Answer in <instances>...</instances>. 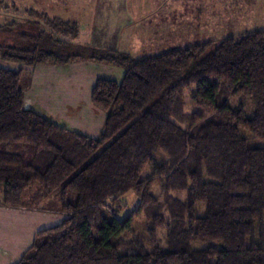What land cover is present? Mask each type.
I'll return each instance as SVG.
<instances>
[{
  "label": "trees",
  "instance_id": "1",
  "mask_svg": "<svg viewBox=\"0 0 264 264\" xmlns=\"http://www.w3.org/2000/svg\"><path fill=\"white\" fill-rule=\"evenodd\" d=\"M0 11L19 18L0 24V203L49 210L57 192L67 215L14 264H264V29L135 58L79 43L77 21L7 0ZM74 61L122 71L91 87L105 114L95 137L24 107L29 68ZM128 192L138 203L121 217ZM141 212L148 246L133 237Z\"/></svg>",
  "mask_w": 264,
  "mask_h": 264
},
{
  "label": "crops",
  "instance_id": "2",
  "mask_svg": "<svg viewBox=\"0 0 264 264\" xmlns=\"http://www.w3.org/2000/svg\"><path fill=\"white\" fill-rule=\"evenodd\" d=\"M59 1L54 2L53 7H48L51 4L47 3L39 9L26 3L9 2L80 24V21L68 17V6L73 1L68 5L63 3V0ZM104 2L112 7L102 9L97 19L92 16L93 33L84 28V32L76 40L79 43L132 53L143 47L153 49L168 46L170 38L185 30V15L167 13L163 18L157 15V6L161 5L163 0ZM168 5L169 1L164 0L163 7ZM29 69L27 87H23V76L20 82L25 108L33 106L29 99L36 101L42 95V100L49 103V110L56 105L57 109L51 110L52 116L61 118L68 128L94 134L92 136L99 134L105 114L91 103L90 90L98 76L105 75L120 81L122 71L119 68L92 61H74L60 65L38 64ZM55 212L37 207L5 206L0 203V264H14L29 248L37 231L55 225L57 220L62 221L67 216L63 212Z\"/></svg>",
  "mask_w": 264,
  "mask_h": 264
},
{
  "label": "rangeland",
  "instance_id": "3",
  "mask_svg": "<svg viewBox=\"0 0 264 264\" xmlns=\"http://www.w3.org/2000/svg\"><path fill=\"white\" fill-rule=\"evenodd\" d=\"M7 1H16L18 3H26V5H30L36 8L44 7V4H51L48 7L55 6L54 2H60L59 0H7ZM72 2L68 9V17L70 19H75L80 21V26L82 29L86 28L91 33H93L92 28V16L96 19L101 13L102 9L111 8L110 5H105L104 0H63V3L69 4ZM127 1V0H126ZM169 1L168 6H164L163 3L157 6L159 12L157 15H160L163 18V15H178L181 13V16L185 15V30L180 31L177 36H173L170 38L168 46H160V47H143L141 50L134 51L131 55L135 58H141L147 55H153L165 51V49H172L177 47H182L187 44L193 42H202L207 40H215L219 41L223 37L236 34L246 31L253 30H262L264 29V0H167ZM47 5H45L46 7ZM2 12V13H1ZM11 19H19L17 16L13 17L11 13H3L0 11V24L5 22H10ZM92 20V21H90ZM20 29L30 30V25H24L19 27ZM95 33V32H94ZM0 36V40H1ZM82 41V39H81ZM13 67H18L16 64H12ZM118 68V67H115ZM30 71V69H29ZM28 71V72H29ZM28 72L23 74V87H27ZM105 76V75H104ZM32 96V95H31ZM30 96H27L29 98ZM33 97V96H32ZM188 102L186 106V110L190 111L193 109V104L189 103V97L185 96ZM39 98V97H38ZM44 97L41 95L39 100L30 101L33 102V106L28 108H32L39 112L40 114L47 116L48 118L55 121L57 124L66 126L61 118L52 116L51 110L57 109L56 105L54 108L49 110V103L43 101ZM33 100V99H32ZM26 102V104H29ZM236 102V101H235ZM246 114L248 117L252 116L251 110L247 109ZM67 127V126H66ZM70 129V128H69ZM78 132H82L78 129H72ZM85 133V132H82ZM87 135H94L90 133H85ZM95 137V136H94ZM263 142L259 140L252 141L251 145H262ZM150 166H147L142 175H146L150 172ZM159 191V187L155 186L154 192L157 193ZM1 198V191H0ZM57 192H54L48 197V211H58V207L60 206ZM127 204L125 210L120 213V216L123 217L130 210H133L137 203L138 197L134 193L128 192L125 196H123L122 201ZM57 207V208H56ZM41 209V208H40ZM48 209V208H47ZM57 209V210H56ZM204 206L198 204L197 213L203 214ZM56 213V212H55ZM61 220H57L56 223H59ZM55 223V222H53ZM150 222L147 220L145 214L141 212L140 215L135 219L133 224V237L135 239L143 241L146 246L149 245L146 231L149 228ZM158 241L161 245L165 244V230L158 229ZM196 248L205 247L207 244L202 242H196L193 244Z\"/></svg>",
  "mask_w": 264,
  "mask_h": 264
}]
</instances>
